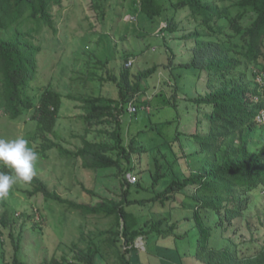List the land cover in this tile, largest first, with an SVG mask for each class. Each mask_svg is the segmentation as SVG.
<instances>
[{"label":"trees","instance_id":"16d2710c","mask_svg":"<svg viewBox=\"0 0 264 264\" xmlns=\"http://www.w3.org/2000/svg\"><path fill=\"white\" fill-rule=\"evenodd\" d=\"M63 1L0 0V122L6 117L16 121L28 116V123H36L31 144L43 160L57 150L62 157L81 159L86 169L117 170V175L125 176L121 199L106 198L95 205L63 199L34 175L31 181L24 182L29 196L42 194L46 201L110 220L107 230L82 235L79 244H73L76 254L72 260L64 256L53 258L48 264H132V254L138 251L137 240L152 236L158 240L172 237L178 249L188 245L193 256L205 264H264V245L259 254L246 259L217 246L219 239L239 229L256 200L264 199V0H139L140 11L149 21H165L161 33L173 35L186 48L191 43L189 60L179 63V68L199 76L206 72L209 89L195 95L197 84H193V94L185 92L186 84L180 83L182 76L174 73L176 53L167 46L171 56L165 68L170 67L174 81L170 86L174 117L164 126L175 125L174 136L167 141L173 163L182 159L190 169L185 177L173 171L166 189L147 200L130 199L132 185L137 192L144 188L143 170L138 171L141 180L136 185L126 177L132 170L131 151L140 156L142 151L124 145L121 116L130 102L139 105L136 99L145 91L144 81L158 71V65L137 73L135 79L131 69L125 67L119 76H109L107 81L116 84L118 99L99 96L77 100L84 110L80 116L84 133L82 146L75 152L53 140L64 99L51 88L50 78L49 84L43 81L40 56L52 52L45 45L44 34L51 30L57 35L54 10L61 8ZM97 1L96 7L102 9L104 19L106 2L111 0ZM180 89L185 93L183 101L191 105L187 112L193 110L190 132L182 129L189 119L179 109ZM91 134L99 139L89 140ZM186 143L198 145V150L186 154ZM0 172L13 174L2 163ZM165 178L158 168L152 177L153 188ZM179 196L191 200V204H177ZM148 204L165 209L167 215L170 204H174V209L192 210V214L174 223L166 215L143 224L131 209ZM17 227L7 196L0 198V246L5 244L7 233L15 240ZM181 227L185 231L179 234ZM15 247L13 264H19V245Z\"/></svg>","mask_w":264,"mask_h":264},{"label":"rangeland","instance_id":"374dc122","mask_svg":"<svg viewBox=\"0 0 264 264\" xmlns=\"http://www.w3.org/2000/svg\"><path fill=\"white\" fill-rule=\"evenodd\" d=\"M96 2L98 1L64 0L62 7L54 10L57 35L51 30L44 34V44H48L47 47L52 52L40 56L43 81L48 83L50 78L51 88L64 99L57 136H53V140L61 141L66 149L75 152L82 146L81 135L84 133L83 120L80 118L84 110L81 108L82 103L77 100L99 96L118 99L116 84L107 81L109 76H119L122 67H125L131 69L132 79H135L137 73L158 65V71L144 81L145 91L137 96V111L130 113L126 110L121 116L124 145L128 149L133 145V148L142 151L141 156L136 151H131L132 170L126 177L135 176L136 185L141 180L138 171L143 170L141 184L144 188L137 192L132 185L130 199L147 200L166 189L173 171L178 176L185 177L189 175L190 169L189 164H185L182 159L173 163L172 150L167 141L173 138L175 125L164 126L165 122L174 117V111L170 107V86L174 81L170 67L165 68L170 63L171 56L167 46L176 53L177 67L174 73L182 76L180 83L186 84L185 92L188 95L193 94V84H197L195 95L209 91L206 86L208 75L204 72L199 76L192 70L179 68V63L189 60L191 43L186 48L173 35L161 33V28L166 26L165 21H149L140 11L139 0L106 2L104 19L102 9L96 7ZM187 25L188 30H192V26ZM128 56L129 61L126 60ZM183 92L180 89L179 109L189 120L182 129L190 132L193 110L187 112L191 110V105L183 101ZM29 121L28 116L16 121L4 118L0 122V138L13 140L23 137L29 142V147H32L31 137L36 123H28ZM88 139L96 141L99 138L91 134ZM179 150L178 148L177 151ZM195 150H198V145L195 147L192 143H186V154H192ZM158 168L161 175L167 178L160 180L153 188L152 177ZM34 176L44 180L49 190L57 192L63 199L77 204L95 205L106 198L121 199L125 175H117V170L96 172L86 169L81 159L62 157L55 150L49 153L46 160L39 157L34 167ZM26 190L24 181L17 179L7 195L18 227L15 240L7 233L5 244L0 246V264H13L17 244L19 264H48L53 258L60 259L64 256L72 260L76 254L73 244H79L82 235L105 231L110 227L108 219L83 215L66 205L46 201L42 194L29 196ZM183 201L191 204V200H184L182 196L177 198V204L180 205ZM168 209H171L168 215L164 213L165 209L152 204L137 205L131 210L141 217L143 224L147 220L159 221L166 215L174 223L192 214V210L185 211L181 207L174 209V204H170ZM263 209L264 199L258 198L239 229L230 231L224 239H219L217 246L227 248L239 259L259 254L264 245ZM184 231L185 227H181L178 233ZM152 237L137 240L138 251L132 254V264H205L193 256L188 245H180L178 249L172 237L159 240ZM84 246L80 245L82 248ZM97 264L109 263L98 261Z\"/></svg>","mask_w":264,"mask_h":264},{"label":"clouds","instance_id":"9594fccd","mask_svg":"<svg viewBox=\"0 0 264 264\" xmlns=\"http://www.w3.org/2000/svg\"><path fill=\"white\" fill-rule=\"evenodd\" d=\"M39 154L29 147V142L18 137L13 140L0 138V163L12 169L13 174L0 172V198L6 197L19 179L24 182L32 180L34 167Z\"/></svg>","mask_w":264,"mask_h":264},{"label":"built area","instance_id":"2783aa9c","mask_svg":"<svg viewBox=\"0 0 264 264\" xmlns=\"http://www.w3.org/2000/svg\"><path fill=\"white\" fill-rule=\"evenodd\" d=\"M127 108H128V111H129L130 113H132V112H136V111H137L136 105H135L133 102H130V103L128 104ZM128 179H129V181H130L132 184H134V183L137 181V178H136L135 176H132V175H130Z\"/></svg>","mask_w":264,"mask_h":264}]
</instances>
